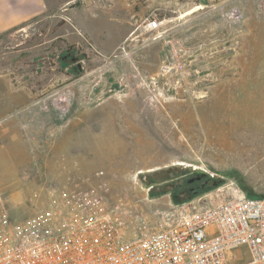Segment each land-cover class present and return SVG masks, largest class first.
I'll return each mask as SVG.
<instances>
[{
	"label": "rangeland",
	"instance_id": "obj_1",
	"mask_svg": "<svg viewBox=\"0 0 264 264\" xmlns=\"http://www.w3.org/2000/svg\"><path fill=\"white\" fill-rule=\"evenodd\" d=\"M47 3L55 22L0 60L14 75L0 78V108L6 99L18 111L0 122V188L14 216L46 205L49 182L67 180L63 164L105 183L110 203L144 210L230 181L264 198V0ZM147 17L164 21L158 34L143 31ZM58 91L72 95L68 112L49 98ZM197 175V189L175 197Z\"/></svg>",
	"mask_w": 264,
	"mask_h": 264
},
{
	"label": "built area",
	"instance_id": "obj_2",
	"mask_svg": "<svg viewBox=\"0 0 264 264\" xmlns=\"http://www.w3.org/2000/svg\"><path fill=\"white\" fill-rule=\"evenodd\" d=\"M163 23L147 17L142 29L156 35ZM61 92L49 98L68 112L72 95ZM61 166L67 180L49 182L46 205L28 216H14L0 188V264H264V198L234 181L144 210L110 203L105 183Z\"/></svg>",
	"mask_w": 264,
	"mask_h": 264
},
{
	"label": "crops",
	"instance_id": "obj_3",
	"mask_svg": "<svg viewBox=\"0 0 264 264\" xmlns=\"http://www.w3.org/2000/svg\"><path fill=\"white\" fill-rule=\"evenodd\" d=\"M54 14L55 10L48 5L47 0H0V56H2L0 60L5 58L6 61H11L13 55L11 51L5 50V47L13 44L15 41L21 42L26 40V34L31 28H39L49 20L54 23V18H56L53 16ZM5 71L6 70L3 69L0 70L1 79L14 77L11 71L10 73ZM11 94H13V92ZM13 100V96L11 95L10 101ZM6 101L7 100L4 99L1 103L0 122H5L18 115L15 104L12 105L11 102L6 103ZM33 120L36 121L39 119H28L27 124L30 125ZM88 125L87 122L86 126ZM90 136L91 135L88 133V135L86 134L84 137L89 138ZM93 136L94 138H98V140L104 139L103 136ZM80 138L83 139L82 137ZM101 148L103 147H100L99 150H101Z\"/></svg>",
	"mask_w": 264,
	"mask_h": 264
},
{
	"label": "flooded vegetation",
	"instance_id": "obj_4",
	"mask_svg": "<svg viewBox=\"0 0 264 264\" xmlns=\"http://www.w3.org/2000/svg\"><path fill=\"white\" fill-rule=\"evenodd\" d=\"M75 56L72 52L68 51L65 55H64V60H71V57ZM73 63V62H72ZM203 177L201 175H197L194 176L192 178H188L187 183L184 184V192L181 193H176L175 197L179 198L180 196L184 195V194H188L191 191H195L197 188V186H199L200 182L202 181ZM170 188V186L168 185L167 189Z\"/></svg>",
	"mask_w": 264,
	"mask_h": 264
},
{
	"label": "water",
	"instance_id": "obj_5",
	"mask_svg": "<svg viewBox=\"0 0 264 264\" xmlns=\"http://www.w3.org/2000/svg\"><path fill=\"white\" fill-rule=\"evenodd\" d=\"M71 62H73V63L77 62V63H78V67H79L80 69L83 68V67H82V64H81V62H80V58H79V57H77V56H73V57H71Z\"/></svg>",
	"mask_w": 264,
	"mask_h": 264
},
{
	"label": "bare ground",
	"instance_id": "obj_6",
	"mask_svg": "<svg viewBox=\"0 0 264 264\" xmlns=\"http://www.w3.org/2000/svg\"><path fill=\"white\" fill-rule=\"evenodd\" d=\"M156 24L155 23H152V24H149L148 26H146L147 28H150V27H154Z\"/></svg>",
	"mask_w": 264,
	"mask_h": 264
},
{
	"label": "trees",
	"instance_id": "obj_7",
	"mask_svg": "<svg viewBox=\"0 0 264 264\" xmlns=\"http://www.w3.org/2000/svg\"><path fill=\"white\" fill-rule=\"evenodd\" d=\"M250 195V194H249ZM250 196H252V195H250Z\"/></svg>",
	"mask_w": 264,
	"mask_h": 264
}]
</instances>
